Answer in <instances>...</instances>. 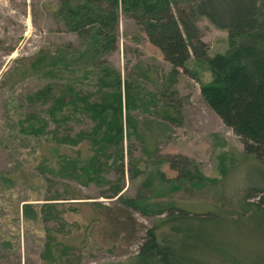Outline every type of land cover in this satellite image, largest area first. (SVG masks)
<instances>
[{
    "label": "rangeland",
    "instance_id": "obj_1",
    "mask_svg": "<svg viewBox=\"0 0 264 264\" xmlns=\"http://www.w3.org/2000/svg\"><path fill=\"white\" fill-rule=\"evenodd\" d=\"M57 10L58 0H0V264H135L147 230L166 215L125 207L116 189L158 207L172 202L195 217L238 203L249 186L264 184V162L245 155L239 137L205 102L199 81L180 70L175 83L168 84L171 65L141 26L123 14L115 48L97 56L95 64L119 72L122 113L134 119L137 134L123 135V172L113 166L111 147L108 155H96L99 179L87 180L78 167L94 155L87 141L57 147L53 141H77L94 120L72 105L64 108L68 117L63 122L51 119L47 110L52 95L63 92L66 102L75 92L93 101L112 89L100 85L98 67L75 59L85 39L65 28ZM194 23L210 54L227 49L226 31L207 17ZM56 54L69 63L53 65ZM203 70L200 75L208 80ZM47 86L49 96L37 98ZM127 100L136 106L125 108ZM166 110L178 121L163 119ZM35 117L46 120L40 137L22 130ZM222 153L225 174L219 171ZM173 156L197 161L211 180L201 187L175 180L177 173L168 163ZM66 159L80 162L73 168L63 165ZM238 214H222L223 222L211 227L218 246L204 250L194 243L192 259L199 264H264V212Z\"/></svg>",
    "mask_w": 264,
    "mask_h": 264
},
{
    "label": "trees",
    "instance_id": "obj_2",
    "mask_svg": "<svg viewBox=\"0 0 264 264\" xmlns=\"http://www.w3.org/2000/svg\"><path fill=\"white\" fill-rule=\"evenodd\" d=\"M58 1L57 12L65 28L85 39L75 59L91 62L92 67H98L100 85L112 89L93 101L89 96L75 92L66 102L63 92L59 96H51L53 101L47 112L54 121L67 120L68 115L64 111L67 105H72L74 111L81 109L94 120L93 127L80 135L77 141L64 138L53 141L57 147L72 146L86 140L94 150L93 157L83 160L80 166L77 159H66L63 165L67 163L73 168L78 166L87 180H98L102 170L97 164L96 155H108L110 148L114 147L113 166L123 172L120 148L123 135H136L137 126L130 115L123 116L119 72L104 64H95L97 56L115 48L120 14L140 25L147 40L171 65L166 82L170 85L175 83L180 70L199 81L200 93L205 102L224 125L239 137L245 155L264 162V0ZM179 3H189L188 8ZM200 16L207 17L216 28L227 32L228 47L224 52L210 54L200 41L194 23ZM57 62L69 63L65 55L59 54L55 55L51 63L58 65ZM202 68L209 73L208 80L202 79ZM127 86L124 83V91ZM50 87L47 86L46 90L35 96L39 99L48 97ZM67 89L72 91L69 86ZM124 106L130 109L136 103L127 100ZM162 113L163 119L178 121L173 112L166 110ZM33 121L22 130L40 137L38 135L46 129V120L35 117ZM224 159L223 154L219 168L221 174L226 172ZM168 163L177 173L175 180L192 187H201L211 180L204 175L197 161L186 156H173L168 159ZM163 176L161 172V179ZM261 180L264 182V175ZM115 194L125 207L147 215H166L159 226L147 230L135 256V264H199L190 256L192 246L194 243L196 246L201 244L198 248L204 250L218 246L211 235V227L223 222L222 214L229 216L238 211L241 217L248 211L250 215L264 212V184L249 186L238 203L227 204L226 208L217 206L203 213L205 215L196 214L195 217L172 202L158 207L150 203L148 198L126 197L120 194V189H116ZM254 196L257 197L256 201H248ZM24 205L25 209L30 207ZM160 227L161 231H158ZM205 245H210V248Z\"/></svg>",
    "mask_w": 264,
    "mask_h": 264
}]
</instances>
